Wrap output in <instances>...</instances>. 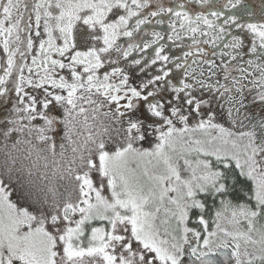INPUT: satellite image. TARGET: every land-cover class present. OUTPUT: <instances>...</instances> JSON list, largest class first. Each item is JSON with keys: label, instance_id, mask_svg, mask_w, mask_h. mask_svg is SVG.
<instances>
[{"label": "snow or ice", "instance_id": "1", "mask_svg": "<svg viewBox=\"0 0 264 264\" xmlns=\"http://www.w3.org/2000/svg\"><path fill=\"white\" fill-rule=\"evenodd\" d=\"M153 22L167 23L168 40L183 32L214 48L221 41L231 60L248 54L240 33L249 34L254 59L246 63L259 73L250 83L264 103V23L161 0H0V97L19 73L17 103L0 121V264H220L217 255L264 264V119L237 118L246 77H231L233 86L201 80L187 70L188 51L173 64L184 68L176 83L164 67L145 78L169 61L161 32L133 40ZM33 32L40 39L29 64ZM201 89L213 98H198Z\"/></svg>", "mask_w": 264, "mask_h": 264}, {"label": "flooded vegetation", "instance_id": "2", "mask_svg": "<svg viewBox=\"0 0 264 264\" xmlns=\"http://www.w3.org/2000/svg\"><path fill=\"white\" fill-rule=\"evenodd\" d=\"M248 1L250 4L252 0H240V3L238 4V6L236 8L231 9V11L223 7V5L227 3V1H225L224 3H220V2L214 3V1H212L211 3H213L214 6L211 5L210 3L208 5H205L200 11H197V12L205 13L206 10L213 8L214 10L223 11L226 16L233 15V14L236 15L239 18V22H242V23H246V22L264 23V12H259L258 11L259 8L258 7L256 8L255 4H251L249 6ZM233 2H235V0H233ZM209 19H214V18L209 16ZM217 23H221V21H217ZM161 28H163V26ZM168 30H169L168 27H164V29H161V32L165 34L168 32ZM232 31H233V34H236L238 30L233 28ZM184 34L188 36V38L192 42V46H194V48L190 50L193 53V55L188 56L186 58L188 60L187 69L189 68L193 69L194 67L198 68L200 70V73L201 71H203V77L201 78V80H205L206 82L213 83V84L216 81H219L220 84H228L229 86H233L231 84V77H235L237 79H240L241 76L246 77L245 79L241 80V84L244 86L243 95L245 97L244 99L245 107L241 108L240 114L237 118L240 120H243L244 124L248 123L247 120H244L245 114L253 117L255 120L264 119V103H262L257 96L259 87L254 86L252 83H250V81L254 79V76H258L259 73L256 72L254 68H248V65L246 63L247 60L254 59V57L249 51L250 44H251V36L247 33H243V32L240 33L242 36H244V39H245V47L244 49H242V51L247 52L248 54L244 55L242 59L238 57L237 60H231L229 55H223V56L221 55V52L228 53L231 51V49L224 48L223 43L221 41H217L218 47L214 48L211 43H207V44L203 43V40L208 39V37H202V36L197 35L196 38L197 40L200 41V43H194L190 34L183 33V36ZM163 46L166 48L165 42ZM198 49H203L204 53L203 54L200 53L199 51H197ZM166 51H168L170 54L173 53L169 50H166ZM184 53L185 52L181 53V50H180L176 54H180L181 58L185 59ZM193 60H195V63H193ZM205 60L215 61V67H211L209 64L204 63L203 61ZM225 64L228 65V68L230 71V79L228 81L224 80V75H225L224 65ZM241 68L247 69V71L241 72L240 71ZM183 71L181 72L179 71V73L175 74V76L178 75L177 79H180V76H181L180 74ZM248 72H252L253 75H248ZM249 89H252V91L250 92ZM195 94L198 96V98H202V99H212L213 98L212 94H210L207 90H204V89L199 90ZM215 95L218 99V102L223 103L222 98H219L218 94H215ZM212 108L218 114L217 119H221V121L224 122V124H227V116H226L225 110L221 109L218 106L217 102H213ZM204 111L207 112V109L205 108ZM218 251H223V249H220ZM186 259H188V257H186ZM213 259L219 261L220 264H233V262L231 261L225 262L224 258L219 255L213 257ZM190 264H199V261H196L195 258L193 257L191 258Z\"/></svg>", "mask_w": 264, "mask_h": 264}, {"label": "rangeland", "instance_id": "3", "mask_svg": "<svg viewBox=\"0 0 264 264\" xmlns=\"http://www.w3.org/2000/svg\"><path fill=\"white\" fill-rule=\"evenodd\" d=\"M212 1H214V3L215 2H220V3H224L225 1H227V0H212ZM161 2L167 7V6H175L177 3H180V2H183V3H185L186 4V7H187V9H188V11H190V8L191 7H193V8H195V12L194 11H191V12H194V13H196L197 11H200L201 9H200V7H199V5H198V2H194V0H161ZM251 4H255L256 5V8L258 7L259 9H258V11L259 12H264V0H252L251 2H250V4H249V1H248V5L250 6ZM211 5H213L214 6V4L213 3H211ZM213 9V8H212ZM212 9H209V10H206L205 11V14H207V13H209V11H211ZM214 10V9H213ZM160 17H157V19H159ZM164 19L167 21V17H164ZM162 26L161 25H156L154 22H153V24H151V25H145L144 26V29L149 33V35H147V36H145V35H141V34H137V35H135L134 37H133V40L135 41V42H137V43H144V42H147V41H149V40H151L152 39V36L150 35L151 34V32L152 31H157V32H160V28H161ZM164 27H167V23H165V25H163V29H164ZM164 35V34H163ZM165 37V39L164 40H162V41H160V44H164V42L168 45L166 48L164 47V51H163V53H162V55H168L169 56V61L168 62H162V61H160V62H158L157 63V65H152L151 67H149L148 69H147V75H155V74H157L158 73V69L159 68H161V67H164V68H166V69H170L171 70V73H174V74H177V73H179V71L181 72V71H183L184 70V68H181V69H179V70H177V69H175L174 67H173V64L174 63H181V64H183L184 62H185V59H183V58H181V55H176V53H171V54H168L167 53V51L166 50H169V48H170V46H174V47H177V48H179V47H184V51L185 52H188V51H190V50H192L193 48H194V46H192V42L190 41V39L188 38V36H183V32L181 33V38H176L175 36H173V39L172 40H168V38H167V36L165 35L164 36ZM126 39V38H125ZM197 39V38H196ZM122 43H123V40L121 41ZM92 43V41H91V39L89 38L88 39V44H91ZM84 47H85V45L84 44H82V43H80L79 41H78V48H80L81 50H83L84 49ZM155 47H157L156 45H153V48H155ZM153 48H149L148 49V51H147V55L149 56V58H151V57H153L154 56V52H153ZM177 48H174V51H177L178 49ZM38 49L36 48V47H34V49H33V51H32V53H33V55H35L36 54V51H37ZM171 50V49H170ZM172 52V51H171ZM137 55V53H133V56H136ZM142 55V54H141ZM129 59H131V57L129 58ZM187 60V59H186ZM124 63H126V62H124ZM191 64V63H190ZM187 65H188V60H187ZM190 66V65H189ZM188 70V72L191 74V73H194L199 79H201L202 77H203V75L201 76L200 75V70L198 69V68H193V69H187ZM103 71V70H102ZM133 72H134V70H133ZM181 75V74H180ZM179 75V76H180ZM134 76V75H133ZM17 77H14V79H16ZM178 78V75L177 76H171L170 75V79L172 80V82L174 81V80H178L177 79ZM180 78H181V76H180ZM11 79V82H12V79H13V77L12 78H10ZM132 81H135L134 79H133V77H132ZM8 86V88H9V92L8 93H6L8 96H9V98H8V101H7V104H10L11 106H12V108L15 106V101H17L18 100V98L16 97V95H15V91L13 90V84L12 83H10V84H8L7 85ZM27 88V87H26ZM17 103V102H16ZM2 110L3 109H1L0 108V114L2 113ZM5 118H7V117H5ZM5 118H3V120L5 119ZM218 118H220V117H218ZM3 120H1L0 119V121H3ZM217 121L218 122H220V123H224V122H222L221 121V119H217ZM190 123H194V121H190ZM225 126H228V122H227V124H225ZM145 147H149V145H147V144H145L144 145ZM57 151H59V147L57 146ZM69 154H70V152H69ZM3 159V155H2V153H0V160H2ZM93 179H94V181L96 182V184L97 185H99V183H100V177L98 176V174H96V173H94L93 174ZM62 190V189H61ZM105 194H107V188L105 187ZM97 224H99V222H97Z\"/></svg>", "mask_w": 264, "mask_h": 264}, {"label": "trees", "instance_id": "4", "mask_svg": "<svg viewBox=\"0 0 264 264\" xmlns=\"http://www.w3.org/2000/svg\"><path fill=\"white\" fill-rule=\"evenodd\" d=\"M198 5H199V7H200V9H202L204 6H201L199 3H198ZM191 11H194L195 12V8H193V7H191L190 8V13H194V12H191ZM29 12H30V9H29ZM28 15H29V13H25V21H27V18H28ZM32 23H33V27H34V23H35V15H34V13L32 14ZM24 26V24L22 23V27ZM161 29H163V28H160V32H161ZM40 31L43 33V21H41V29H40ZM162 33V32H161ZM163 34V33H162ZM166 34V36L168 37L169 35H171V30L169 29L168 30V32L167 33H165ZM26 34L25 33H21V36L23 37V36H25ZM33 39H34V41H37V49H38V41H39V37H35V35H34V32H33ZM168 45L166 44V47H167ZM175 48H177V47H175ZM171 49V50H170ZM178 50L177 51H174V46H170V48H169V51H172L173 53H177V52H179L180 50H181V53H183V52H185L184 51V47H179V48H177ZM167 53L168 54H170L168 51H167ZM32 55H33V53H30V54H28L27 55V57H26V59H27V62L29 63V64H31V57H32ZM177 55V54H176ZM178 55H180V54H178ZM17 62L18 63H20V59H19V56L17 57ZM0 64H3L5 67H6V54L3 52V48H2V46H0ZM4 74V72H3V68H0V76H2ZM158 74V73H157ZM18 75H19V73L16 71V70H14L13 71V75H12V77H13V79H12V81L14 80V77H18ZM24 75L25 76H27L28 75V73H27V70H25V73H24ZM171 76H175V74L174 73H171ZM145 78H147V73H146V75H145ZM133 79L135 80V81H133L134 83H136V82H138V80H139V76L138 75H135L134 74V76H133ZM177 81L176 80H174V83H176ZM10 83H12L11 82V79L9 80V83L8 84H10ZM7 86V85H6ZM8 87V86H7ZM26 91H28V92H32L33 90L32 89H30V88H26ZM8 98H9V96L6 94L5 96H2V97H0V108L1 109H3L2 110V113L0 114V119L1 120H3V118H5V117H8L11 113H12V106L10 105V104H7V101H8ZM26 99V98H25ZM16 102L17 101H15L14 103H15V105H16Z\"/></svg>", "mask_w": 264, "mask_h": 264}]
</instances>
